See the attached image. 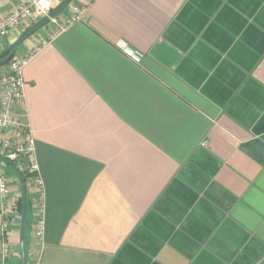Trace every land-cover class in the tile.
Wrapping results in <instances>:
<instances>
[{
  "label": "crops",
  "instance_id": "1",
  "mask_svg": "<svg viewBox=\"0 0 264 264\" xmlns=\"http://www.w3.org/2000/svg\"><path fill=\"white\" fill-rule=\"evenodd\" d=\"M76 6L23 73L46 226L27 191L26 264H264V0H74L58 20ZM5 218L0 195V248ZM6 240L21 264L22 214Z\"/></svg>",
  "mask_w": 264,
  "mask_h": 264
},
{
  "label": "built area",
  "instance_id": "2",
  "mask_svg": "<svg viewBox=\"0 0 264 264\" xmlns=\"http://www.w3.org/2000/svg\"><path fill=\"white\" fill-rule=\"evenodd\" d=\"M63 0H24V3L8 15L0 18V40L7 37L10 31L30 22L32 25L42 18L49 16L51 11ZM83 7L76 6L74 13L63 22L58 18L51 21L50 25H55L48 33L47 39L41 38L34 47L25 54H15L7 64L6 71L0 73V155L12 162L20 172H27L28 179L25 180L27 190L35 191L36 205V226L35 235L40 243H43L45 236V202L42 193V181L40 169L35 161L36 143L32 136L30 126L25 114V88L24 69L31 58L46 47L51 40H54L62 33L70 23L80 20ZM49 25V26H50ZM48 27V26H47ZM128 57L136 62H140L143 55L126 46H121ZM206 146V143H203ZM29 160V167L24 165V161ZM17 183L21 184L19 177ZM14 181L5 174L0 173V195L4 206L6 218L2 231L4 240L0 248V255L3 264H7L11 257V249L6 240L10 226L20 218L18 204L12 199V184Z\"/></svg>",
  "mask_w": 264,
  "mask_h": 264
},
{
  "label": "water",
  "instance_id": "3",
  "mask_svg": "<svg viewBox=\"0 0 264 264\" xmlns=\"http://www.w3.org/2000/svg\"><path fill=\"white\" fill-rule=\"evenodd\" d=\"M74 0H63L58 6H56L49 16H46L42 18L37 23L33 24L30 28H28L21 36L20 38L10 47L6 48L4 51L0 53V67L7 65L14 55L16 54L17 50L32 36H34L36 33L44 29L45 27L49 26L51 24V21L55 18L60 17L72 4ZM0 161L6 163L10 167H12L15 172L17 173V176L19 177L21 181V191H22V241H21V264L27 263V256L24 246V226L25 221L27 217V186L24 178V174L19 171V169L10 161H8L5 157L0 155Z\"/></svg>",
  "mask_w": 264,
  "mask_h": 264
},
{
  "label": "trees",
  "instance_id": "4",
  "mask_svg": "<svg viewBox=\"0 0 264 264\" xmlns=\"http://www.w3.org/2000/svg\"><path fill=\"white\" fill-rule=\"evenodd\" d=\"M5 59V58H4ZM4 59H1V60H4ZM0 60V61H1ZM24 174V178H25V180H27L28 179V173L27 172H24L23 173ZM27 191H29V189L27 190ZM29 198V197H28ZM30 199V198H29ZM29 199H28V209L30 208V205H31V202L29 201ZM18 208H19V210L22 212V199H20L19 200V203H18ZM29 211V210H28ZM27 224V223H26Z\"/></svg>",
  "mask_w": 264,
  "mask_h": 264
},
{
  "label": "rangeland",
  "instance_id": "5",
  "mask_svg": "<svg viewBox=\"0 0 264 264\" xmlns=\"http://www.w3.org/2000/svg\"><path fill=\"white\" fill-rule=\"evenodd\" d=\"M54 29H57V28H55L54 27ZM51 31H53V30H51ZM49 33V32H48ZM21 214H22V212L19 210V216L21 217Z\"/></svg>",
  "mask_w": 264,
  "mask_h": 264
}]
</instances>
